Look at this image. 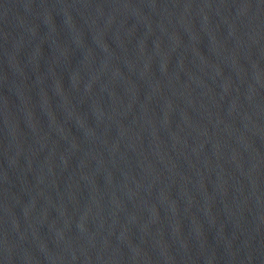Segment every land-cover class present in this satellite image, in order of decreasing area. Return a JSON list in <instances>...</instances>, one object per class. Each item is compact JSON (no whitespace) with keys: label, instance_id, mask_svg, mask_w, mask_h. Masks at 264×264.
I'll use <instances>...</instances> for the list:
<instances>
[{"label":"water","instance_id":"obj_1","mask_svg":"<svg viewBox=\"0 0 264 264\" xmlns=\"http://www.w3.org/2000/svg\"><path fill=\"white\" fill-rule=\"evenodd\" d=\"M0 264H264V0H0Z\"/></svg>","mask_w":264,"mask_h":264}]
</instances>
